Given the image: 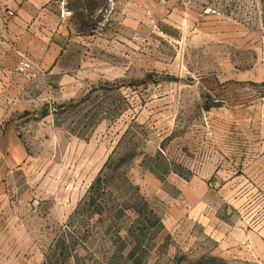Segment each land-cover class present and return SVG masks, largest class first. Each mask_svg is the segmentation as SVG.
Here are the masks:
<instances>
[{
	"label": "rangeland",
	"instance_id": "1",
	"mask_svg": "<svg viewBox=\"0 0 264 264\" xmlns=\"http://www.w3.org/2000/svg\"><path fill=\"white\" fill-rule=\"evenodd\" d=\"M118 2L71 3L52 66L25 50L8 108L32 257L264 264V0Z\"/></svg>",
	"mask_w": 264,
	"mask_h": 264
},
{
	"label": "crops",
	"instance_id": "2",
	"mask_svg": "<svg viewBox=\"0 0 264 264\" xmlns=\"http://www.w3.org/2000/svg\"><path fill=\"white\" fill-rule=\"evenodd\" d=\"M73 2L69 3L72 12ZM66 21L59 19L58 0H0V264H47L41 256L32 257L28 227L16 223L14 180L27 167L30 156L8 106L14 102L20 55L28 46L39 49L43 45L42 67L57 63L63 52Z\"/></svg>",
	"mask_w": 264,
	"mask_h": 264
},
{
	"label": "built area",
	"instance_id": "3",
	"mask_svg": "<svg viewBox=\"0 0 264 264\" xmlns=\"http://www.w3.org/2000/svg\"><path fill=\"white\" fill-rule=\"evenodd\" d=\"M117 1L118 0H107L108 3V13H112V11L115 9L116 5H117ZM70 0H58V10H59V19L61 21H66L68 20L70 17H72L73 12L70 8ZM217 13L216 10H213L211 8L207 9L206 13ZM105 19L107 21H109V16L105 17ZM31 61L24 55H20V59L18 62V65L16 67V72L20 75H27L30 72L31 69Z\"/></svg>",
	"mask_w": 264,
	"mask_h": 264
}]
</instances>
